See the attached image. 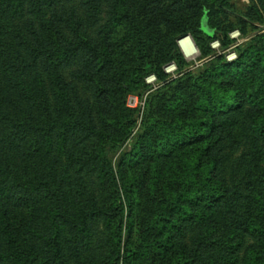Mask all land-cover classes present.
<instances>
[{
    "label": "trees",
    "instance_id": "16d2710c",
    "mask_svg": "<svg viewBox=\"0 0 264 264\" xmlns=\"http://www.w3.org/2000/svg\"><path fill=\"white\" fill-rule=\"evenodd\" d=\"M229 1L0 0V264H264V0Z\"/></svg>",
    "mask_w": 264,
    "mask_h": 264
},
{
    "label": "rangeland",
    "instance_id": "374dc122",
    "mask_svg": "<svg viewBox=\"0 0 264 264\" xmlns=\"http://www.w3.org/2000/svg\"><path fill=\"white\" fill-rule=\"evenodd\" d=\"M248 8V0H230L228 6L226 7V15L228 16L229 20L234 21L236 18H240L245 14ZM205 25L207 28V23L204 20L201 21V26ZM255 27L259 29L262 25L259 23H254ZM264 31H261L262 33ZM228 36L231 40L234 41V45L226 50H222L221 44L218 40L212 41L209 44V47L213 53L216 54V56H222L227 62H233L236 60L237 55H236V49L244 44V42L248 40H243L241 32L234 28L228 33ZM175 43L178 47L179 43H182L190 52V56L188 55L187 58H184L186 63L188 64L187 67L183 69H179L178 66L174 62L167 63L163 65L162 70L164 74L166 75L167 79L166 81H172L181 76L184 72L193 70L195 68H198L202 65V57L198 51V49L195 46V43L188 33L185 36L177 37L175 39ZM179 49V48H178ZM180 51V50H179ZM181 53V52H180ZM196 53V54H195ZM182 54V53H181ZM151 76L154 75H149L148 77L145 78V82L148 88V92L142 94L141 96L139 95H133L130 94L126 97L125 100V106L128 109L135 110L137 112V127L133 133V135L136 133L137 128L139 127L142 113L144 111L145 107V101H146V96L149 93V91H153L157 88H159L163 82H160L157 80L155 77L154 80L151 79ZM133 141V138H131L120 150V152L116 153L115 155L109 153L108 158L111 161L113 167H116L117 162H118V156L120 155L121 152L128 151L130 149L131 143Z\"/></svg>",
    "mask_w": 264,
    "mask_h": 264
},
{
    "label": "built area",
    "instance_id": "2783aa9c",
    "mask_svg": "<svg viewBox=\"0 0 264 264\" xmlns=\"http://www.w3.org/2000/svg\"><path fill=\"white\" fill-rule=\"evenodd\" d=\"M178 48L180 52L182 53V55L184 56V58H187L188 55L190 56L191 52L182 43L178 44ZM151 79L154 80L155 77L151 76Z\"/></svg>",
    "mask_w": 264,
    "mask_h": 264
},
{
    "label": "water",
    "instance_id": "95a60500",
    "mask_svg": "<svg viewBox=\"0 0 264 264\" xmlns=\"http://www.w3.org/2000/svg\"><path fill=\"white\" fill-rule=\"evenodd\" d=\"M203 29H204L205 31H207V29H206V26H205V25H203Z\"/></svg>",
    "mask_w": 264,
    "mask_h": 264
},
{
    "label": "bare ground",
    "instance_id": "6f19581e",
    "mask_svg": "<svg viewBox=\"0 0 264 264\" xmlns=\"http://www.w3.org/2000/svg\"><path fill=\"white\" fill-rule=\"evenodd\" d=\"M196 54V53H195Z\"/></svg>",
    "mask_w": 264,
    "mask_h": 264
}]
</instances>
